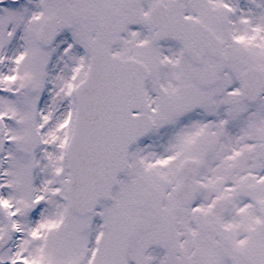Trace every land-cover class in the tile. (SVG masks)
I'll return each instance as SVG.
<instances>
[{
	"label": "snow or ice",
	"instance_id": "snow-or-ice-1",
	"mask_svg": "<svg viewBox=\"0 0 264 264\" xmlns=\"http://www.w3.org/2000/svg\"><path fill=\"white\" fill-rule=\"evenodd\" d=\"M0 264H264V0H0Z\"/></svg>",
	"mask_w": 264,
	"mask_h": 264
}]
</instances>
